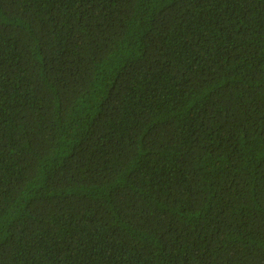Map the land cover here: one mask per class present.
Listing matches in <instances>:
<instances>
[{
	"label": "trees",
	"instance_id": "trees-1",
	"mask_svg": "<svg viewBox=\"0 0 264 264\" xmlns=\"http://www.w3.org/2000/svg\"><path fill=\"white\" fill-rule=\"evenodd\" d=\"M0 264H264V0H0Z\"/></svg>",
	"mask_w": 264,
	"mask_h": 264
}]
</instances>
